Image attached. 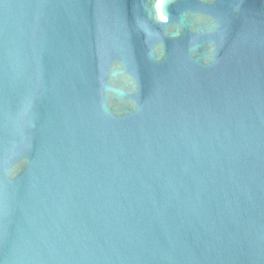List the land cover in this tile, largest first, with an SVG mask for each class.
Here are the masks:
<instances>
[{"label":"water","instance_id":"1","mask_svg":"<svg viewBox=\"0 0 264 264\" xmlns=\"http://www.w3.org/2000/svg\"><path fill=\"white\" fill-rule=\"evenodd\" d=\"M0 264H264V0H0Z\"/></svg>","mask_w":264,"mask_h":264}]
</instances>
